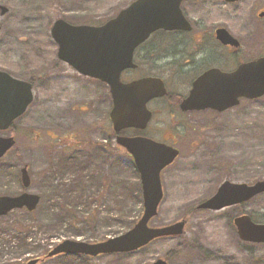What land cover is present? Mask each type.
I'll use <instances>...</instances> for the list:
<instances>
[{"label":"rangeland","instance_id":"1","mask_svg":"<svg viewBox=\"0 0 264 264\" xmlns=\"http://www.w3.org/2000/svg\"><path fill=\"white\" fill-rule=\"evenodd\" d=\"M134 1L0 0V6L8 9L2 15L0 8V70L35 80L32 105L10 130L0 131V137L16 140V146L0 158V195L24 192L21 169L28 165L29 191L43 199L33 215L21 210L0 217V264L43 259L68 239L106 240L139 220L142 187L133 159L113 139L105 143V131L114 136L107 125L112 108L109 88L70 69L67 73L74 78L68 82L40 81L41 74L58 61V45L51 35L56 20L101 25ZM157 37L137 51L139 68L125 81L154 74L165 78L171 91L185 94L188 85L173 82L167 51L153 47ZM147 59L158 61L155 70L145 63ZM156 106L151 128L157 126L160 133L155 137L179 135L180 156L161 174L164 199L150 225L185 219V235L158 239L128 253L59 255L38 264H151L171 254L169 264H264V244L241 241L233 224L234 217L244 213L264 223V193L222 210L198 208L225 180L254 184L264 179V96L243 99L225 112L190 115L176 109L177 115H171L165 101ZM72 197L75 204L69 209L74 215L56 219L55 199L64 205Z\"/></svg>","mask_w":264,"mask_h":264},{"label":"water","instance_id":"2","mask_svg":"<svg viewBox=\"0 0 264 264\" xmlns=\"http://www.w3.org/2000/svg\"><path fill=\"white\" fill-rule=\"evenodd\" d=\"M185 0H135L119 14L101 26L73 25L64 19L54 22L51 30L58 44V57L79 73L108 84L113 107L110 112L113 129H145L151 119L147 103L167 94L165 82L158 77H144L125 83L122 73L135 69V50L158 30H188L190 25L181 5ZM230 2L238 0H226ZM1 14L8 9L0 6ZM1 31V26H0ZM231 37L219 30L220 38ZM264 96V57L241 65L231 73L211 69L201 75L189 96L181 103L184 111L213 109L219 112L233 108L241 98L257 99ZM34 100L33 85L0 70V131H8L22 117ZM117 143L133 157L140 175L144 211L138 222L125 233L106 240L89 243L64 240L52 248L46 258L59 255H86L128 253L139 250L157 239L177 238L185 234L186 220L161 227L150 226L158 215L164 192L162 171L179 156V150L155 140L136 136H117ZM16 144L14 137H0V158ZM25 192L0 196V217L14 210L37 209L41 197L29 192L31 177L27 166L21 169ZM264 193V179L254 184L224 181L217 192L198 208L221 210L249 202ZM239 238L244 242L264 244V223H256L248 214L235 217ZM40 259L28 264H38ZM151 264H168L158 259Z\"/></svg>","mask_w":264,"mask_h":264},{"label":"flooded vegetation","instance_id":"3","mask_svg":"<svg viewBox=\"0 0 264 264\" xmlns=\"http://www.w3.org/2000/svg\"><path fill=\"white\" fill-rule=\"evenodd\" d=\"M182 10L189 22L190 29L158 30L151 37L158 36L153 40V47L157 46L160 50L164 48L167 51V65L168 70L173 73V82L188 85L187 92L180 94L171 91L169 82L161 77L168 89L167 96L148 102L147 107L152 117L144 130L127 129L122 132L121 135L123 136H145L177 148V136L179 135L170 134L169 139L155 137L156 133H160L157 126L151 128L157 112V103L162 102V100L165 101V109L170 111L171 115H177V110L181 114L190 115L206 111H183L181 109L182 101L189 96L194 82L201 75L211 69L231 73L243 64L264 57V0H239L234 2L226 0H185L182 4ZM221 29H225L231 37L226 35L224 39L220 38L219 30ZM136 54L135 58L137 57ZM145 63L152 66L153 70L158 66V61L153 59L151 61L147 59ZM69 69L82 78L94 79L78 73L69 64L58 59L55 65L49 66V69L41 74L40 81L68 82L74 78V76L67 73V71H70ZM130 73H133V71L124 72L123 79L125 80V76H130ZM149 75H141L126 81ZM28 81L35 83V80L31 78ZM97 81L103 83L100 80ZM107 117V125L112 129L110 111ZM108 131H105V143L108 145V140L113 139L116 141V146L124 149L117 144V134H114L111 138L110 130ZM103 147L106 148V145H103Z\"/></svg>","mask_w":264,"mask_h":264},{"label":"trees","instance_id":"4","mask_svg":"<svg viewBox=\"0 0 264 264\" xmlns=\"http://www.w3.org/2000/svg\"><path fill=\"white\" fill-rule=\"evenodd\" d=\"M13 130V129H12ZM68 186V185H66ZM139 195V194H138ZM69 196H72L71 194ZM139 197L141 198V195H139ZM56 203L55 205H53L52 208L53 209V216L56 217V219H60L62 221L63 218H67L68 216L72 217L74 215V213L71 212V210L69 209L72 205L75 204V199L72 197V199L68 202V203H65L63 205V203L59 200V199H55ZM88 202V199H85L84 200V204H87ZM43 203V199H41V203L40 205ZM39 205V206H40ZM39 208V207H38ZM18 211H21V210H18ZM27 214L29 215H33L36 211L32 212V213H29L27 212L26 210H24ZM142 214V213H141ZM95 214H93V217H94ZM141 216V215H140ZM136 219H134L133 221H131V223L129 224V229L133 227V225L136 223ZM47 254V253H46ZM87 257V256H86ZM166 259L168 261H170L172 259V254L171 255H167L166 256Z\"/></svg>","mask_w":264,"mask_h":264}]
</instances>
